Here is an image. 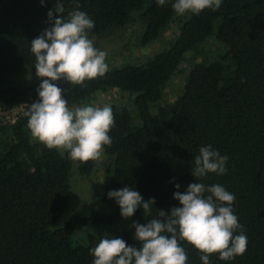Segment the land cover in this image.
<instances>
[{"label":"trees","instance_id":"obj_1","mask_svg":"<svg viewBox=\"0 0 264 264\" xmlns=\"http://www.w3.org/2000/svg\"><path fill=\"white\" fill-rule=\"evenodd\" d=\"M174 2L62 0L65 17L79 10L94 22L91 40L134 22L142 26L141 49L178 22L180 32L169 48L144 63H110L104 76L82 85L56 82L70 108L111 89L133 95L132 108L110 106L112 143L103 150L110 161L102 188L89 196L84 209L70 212L76 176L84 174L78 162L35 139L27 115L8 122L2 116L0 264H93L91 250L105 235L140 247L133 223L158 218V209L180 207L175 185L184 193L194 182L219 184L235 196L233 213L242 226L236 234L247 236L242 255L223 261L212 254L210 264H264V0H221L215 11L183 15L175 12ZM56 3L0 0V113L38 102L42 81L19 76L35 70L31 41L51 26L47 13ZM188 57L192 66L181 93L160 113L164 89ZM209 145L228 157L227 171L193 177L195 157ZM126 186L145 200L155 198L150 216L138 208L122 218L108 193ZM180 244L186 264H203L199 250L186 241Z\"/></svg>","mask_w":264,"mask_h":264},{"label":"clouds","instance_id":"obj_2","mask_svg":"<svg viewBox=\"0 0 264 264\" xmlns=\"http://www.w3.org/2000/svg\"><path fill=\"white\" fill-rule=\"evenodd\" d=\"M166 0H157L163 6ZM43 3V0H42ZM221 0H175L172 7L178 15L186 12L198 14L205 9L215 11ZM79 5H76L78 8ZM62 0L47 13L51 25L31 41L35 56V74L42 82L37 89L39 100L26 106L28 128L32 136L49 149H62L70 158L80 163L101 157L104 146L112 143L109 132L115 120L110 106H68L61 80L82 85L86 80L104 76L108 71L106 52L94 47L88 31L94 22L83 11L73 10L67 17ZM54 14H56L54 16ZM227 156L205 146L195 157L193 177L203 178L209 173H226ZM177 191L173 197L180 207L170 211L158 209V218L146 224L134 222L135 240L140 247L128 246L121 238H101L91 250L93 264H186L187 254L180 241H186L202 253L203 264L209 257L230 261L247 249V236L241 231L238 217L233 213L235 196L223 186H206L191 183L184 193ZM207 193V195H206ZM121 209L122 218L134 215L142 208L145 216L151 215L155 198L145 200L130 187L109 191Z\"/></svg>","mask_w":264,"mask_h":264},{"label":"rangeland","instance_id":"obj_3","mask_svg":"<svg viewBox=\"0 0 264 264\" xmlns=\"http://www.w3.org/2000/svg\"><path fill=\"white\" fill-rule=\"evenodd\" d=\"M180 32L179 22L165 32L156 42L150 45L147 49H141L140 37L142 35V26L139 22H134L117 33H109L104 37L95 38L93 40L94 47L98 50L106 52V63L112 65H120L123 63H144L149 57L159 53L165 48H169ZM216 46L213 42H209L208 49L213 50ZM190 57L184 62L181 71L174 77V79L164 89L165 102H163L158 109L165 112L168 104L174 102L181 93L182 87L185 83L186 73L191 68ZM20 79L26 80L30 83H38L41 78L35 74V70L24 72ZM133 95L119 90L111 89L103 93L95 95L92 99L84 101L79 106H111L114 104L126 105L132 108L131 99ZM22 112H26V105H22ZM159 112V111H158ZM110 159L102 152L99 159L88 161L86 163L78 162V166L83 170V179L76 176L73 201L71 203L70 212L76 209H84L89 196L95 192L100 191L104 184L105 168ZM81 234V233H80ZM79 234V235H80Z\"/></svg>","mask_w":264,"mask_h":264},{"label":"built area","instance_id":"obj_4","mask_svg":"<svg viewBox=\"0 0 264 264\" xmlns=\"http://www.w3.org/2000/svg\"><path fill=\"white\" fill-rule=\"evenodd\" d=\"M23 105L27 106L30 104H23ZM21 106L12 110V111L0 113V120H1L2 116H5V119L7 120V122L8 121H15L18 116L26 115V112L25 113L22 112L23 110L21 109Z\"/></svg>","mask_w":264,"mask_h":264}]
</instances>
